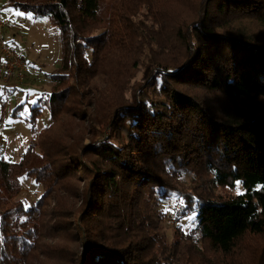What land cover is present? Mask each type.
<instances>
[{"label": "trees", "instance_id": "obj_1", "mask_svg": "<svg viewBox=\"0 0 264 264\" xmlns=\"http://www.w3.org/2000/svg\"><path fill=\"white\" fill-rule=\"evenodd\" d=\"M6 1L49 17L65 55L31 108L29 148L19 163L0 158L8 189L14 168L20 177L31 157L47 159L32 166L47 176L37 205L0 214L6 264H186L189 249L187 264H246L247 238L264 236V37L233 20L264 23V0ZM98 126L110 135L83 145ZM161 199L178 204L177 220L193 214L191 229L177 226L181 241L161 231Z\"/></svg>", "mask_w": 264, "mask_h": 264}, {"label": "rangeland", "instance_id": "obj_2", "mask_svg": "<svg viewBox=\"0 0 264 264\" xmlns=\"http://www.w3.org/2000/svg\"><path fill=\"white\" fill-rule=\"evenodd\" d=\"M0 9L3 11L4 16L6 17L8 23L6 27V38L12 46L18 51V53L25 60V77L21 81L15 76L10 79L5 78L4 74L0 72V158H4L10 162L19 163L21 156L29 148L32 137H35L36 134H33L31 131V124H29V117L31 115L32 107L39 104V99L42 98L44 101L48 94L53 89L52 76L56 73H59L62 70L64 65V50L60 38V29L59 27L52 22V20L47 17L36 18L30 12L20 10L18 8L5 5L7 1L0 0ZM183 10L182 12H184ZM181 12V13H182ZM239 12V11H235ZM234 14V13H233ZM245 13H243L244 15ZM241 20L247 24V26L257 34H260L264 37V23L262 22H253L251 19L238 18L234 19V24L238 25ZM0 70H1V54H0ZM142 77V73H137V79ZM140 81V80H135ZM190 93L204 97L206 101L211 102L210 93L206 90L205 87L196 88V86L190 87L185 85L183 87ZM207 93V94H205ZM152 94L149 92V95ZM214 94V93H212ZM132 92L126 93V96L131 98ZM153 94L150 96L152 99ZM222 103V100L217 98L216 103ZM222 105V104H221ZM221 105H216L215 107H220ZM44 107V108H43ZM43 112L39 115L36 126L38 129L43 128L44 125H47L50 121V113L45 106H43ZM18 110H15L17 109ZM211 108H214L213 106ZM15 111H18L15 113ZM16 114L14 116L13 114ZM94 113V112H93ZM75 122V123H74ZM74 123L75 130L78 131L77 123L81 125L83 123L78 122L77 120H72ZM85 125V124H84ZM45 127V126H44ZM127 127L125 131H127ZM111 130L108 127H97V132L95 134L85 133L82 144L89 145L93 141H102L107 136L110 135ZM104 134L102 136V134ZM38 135V133H37ZM38 137V136H37ZM36 137V138H37ZM63 144H71V138L64 139ZM62 148V145L59 146ZM45 152V151H44ZM56 152H52V160L54 158H59L62 154L55 156ZM31 157L29 161L25 164L28 168V173L19 175V169L14 168L12 171L14 177L12 181L15 183V189L7 188L6 185H1L0 190V214L3 215L7 213L10 209L19 208L21 205H24L25 208L29 206L37 205L38 199L41 198L44 191L47 189L45 179L41 183L38 178L35 177L36 173L32 170V166H38L47 162L46 156L38 158ZM85 159L89 160V156H84ZM38 159H42L41 162H38ZM59 168V165H58ZM48 172H45V175H48ZM82 176L85 174H81ZM18 177V178H17ZM8 182V180H7ZM18 183V186L16 185ZM242 192L243 188L239 184V188L235 192ZM50 203V205H48ZM160 207L162 209H167L165 211L167 219L162 221L161 231L166 233V236L169 237L171 241L169 243H174L181 241L180 236L177 234L181 229L178 227V224L186 229H191L194 225L193 223V214L192 217L188 216L177 220L174 210H177L178 204L172 200L161 199ZM48 209H53L56 207V202L54 200L46 201ZM60 207V206H58ZM80 209V205L76 207ZM10 215L7 218L6 223H10ZM13 219V217H11ZM9 234H12L13 226H9ZM172 235L174 238L172 239ZM167 239V238H166ZM246 240L244 251L241 254V259L246 261V264H264V236H249ZM4 243V241H2ZM49 244L57 243L55 239L46 240ZM190 250V249H189ZM189 250L186 251V254L181 257V261H186V264L189 260H194L195 254L189 255ZM191 251V250H190ZM38 252L36 253V255ZM209 255H212L213 252L209 251ZM189 255V256H188ZM8 253L6 251L0 253V264H6V258ZM20 256V255H19ZM213 256H220L221 254L216 253ZM12 260H17L12 256ZM214 262L219 264V261L213 259ZM38 264H44V256L39 258V261H36ZM46 264H51L48 260H45Z\"/></svg>", "mask_w": 264, "mask_h": 264}, {"label": "built area", "instance_id": "obj_3", "mask_svg": "<svg viewBox=\"0 0 264 264\" xmlns=\"http://www.w3.org/2000/svg\"><path fill=\"white\" fill-rule=\"evenodd\" d=\"M7 23L8 21L0 9V72H2L7 79L15 76L22 81L25 77V60L6 38Z\"/></svg>", "mask_w": 264, "mask_h": 264}, {"label": "snow or ice", "instance_id": "obj_4", "mask_svg": "<svg viewBox=\"0 0 264 264\" xmlns=\"http://www.w3.org/2000/svg\"><path fill=\"white\" fill-rule=\"evenodd\" d=\"M239 183L240 182H237V188H239ZM237 194H241V193L238 191ZM165 211H167V209H165Z\"/></svg>", "mask_w": 264, "mask_h": 264}, {"label": "crops", "instance_id": "obj_5", "mask_svg": "<svg viewBox=\"0 0 264 264\" xmlns=\"http://www.w3.org/2000/svg\"><path fill=\"white\" fill-rule=\"evenodd\" d=\"M2 1H6V0H2ZM1 2V1H0ZM5 5H7V3L5 4ZM3 12V11H2Z\"/></svg>", "mask_w": 264, "mask_h": 264}]
</instances>
